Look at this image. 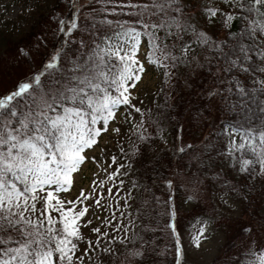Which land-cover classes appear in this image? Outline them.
I'll return each instance as SVG.
<instances>
[{"label": "snow or ice", "instance_id": "6c2138e0", "mask_svg": "<svg viewBox=\"0 0 264 264\" xmlns=\"http://www.w3.org/2000/svg\"><path fill=\"white\" fill-rule=\"evenodd\" d=\"M223 2L239 10L221 14L224 26L230 27L237 19L244 25L240 33L230 34L235 43L227 51V41L222 46L190 23L185 0H144L121 6L138 9L134 14L142 30L125 21L117 22V30L110 36L90 33L91 43L79 41L86 51L77 54L66 75L54 78L49 71L57 68L62 59V50H56L42 71L0 97V264H84L89 252L99 247L100 238L108 236L96 227L92 231L98 239L85 241L81 227L91 221L83 225L80 221L89 209L78 208L77 204L89 197L82 191L83 199L65 201L59 194L70 190L73 174L88 159L86 151L98 144L121 106L141 113L132 103L130 89L137 86L144 73V64L137 59L142 37L148 41V63L163 69L165 77H170L179 64L195 60V55H189L194 44L214 48L225 61L226 72L235 69L250 75L264 74V0ZM218 12V8L206 7L207 21L211 23ZM145 17L154 19L147 23ZM58 23L59 30L67 29L68 35L78 28L75 15ZM101 23L113 21L104 19ZM189 33L194 40L184 39ZM252 83L259 87L246 89L233 78L240 97L233 107L241 108L243 119L229 122L224 131L230 138L227 155L236 158L239 171L247 173L245 179L261 178L264 182V79L257 78ZM142 126L141 122L136 127ZM139 139L147 137L141 134ZM112 159L115 163L116 158ZM124 174L117 169L112 176ZM53 212L58 213V218ZM170 227L175 233V226ZM115 239L113 236L109 244ZM205 239V229L199 228L193 237L195 247H201ZM125 241H129L127 230L120 243ZM81 242L87 246L77 255ZM102 251L111 254L113 250L104 247ZM144 255L141 248L128 251L133 258ZM182 255L177 248L178 264ZM247 255L245 264H264V248H250ZM137 264H143V260L138 259Z\"/></svg>", "mask_w": 264, "mask_h": 264}, {"label": "trees", "instance_id": "16d2710c", "mask_svg": "<svg viewBox=\"0 0 264 264\" xmlns=\"http://www.w3.org/2000/svg\"><path fill=\"white\" fill-rule=\"evenodd\" d=\"M52 1L51 6L39 8L31 14L29 28L19 36L9 32L3 35L0 58L13 52L26 53L25 62L33 63V69L30 73L16 78L10 68L20 64L21 60L16 59L8 64L10 75L7 78L15 83L0 97L15 90L20 81L42 71L44 64L56 50H62V59L57 68L49 70L54 78L66 75L77 54L86 51L81 48L75 36L66 34L67 29L65 32L59 30L60 10L69 6L73 18L77 1ZM185 3L188 6V15L193 19L196 2L185 0ZM238 11L237 8L232 9V13ZM229 12L220 9L215 22L210 26L198 27L199 31L205 32L222 46L227 41L225 51L235 43V37L230 34L240 33L244 26L243 22L237 19L230 27H225L221 14ZM127 23L142 30L139 23ZM96 24L97 28L101 24L99 32L103 33L107 24L100 21ZM46 29L50 31L47 40L44 39ZM190 38L194 40L193 36ZM176 54L179 55L178 52ZM189 55H195V60L179 64L172 70L170 77L164 76L162 102L158 111L143 117V126L134 133L128 157L135 167L134 178L140 187L135 212L140 229L120 250L121 253H107L108 264H137L138 259H142L143 264H178L177 248L182 250L179 233L197 218H207L224 236L220 250L206 264L245 263L249 259L248 251L235 250L240 238L249 239L253 249L264 248V182L259 180L256 183V178L246 180L247 173H241L236 158L227 155L224 142L216 146L212 156L227 165L225 172L218 171L217 175H210L199 171V176L194 177L196 173L192 169L191 158L192 153L204 151L202 147L205 142L214 144L221 138L225 140L227 132L224 129L229 122L235 123L243 119L241 108L233 107L238 105L240 99L232 84L233 78L239 79L246 89H251L259 87L252 81L257 78L264 79V74L250 75L235 69L226 72L225 61L212 47L194 44V52ZM229 88H232L231 92ZM164 128H168L170 132L172 147L152 153L153 144L158 141ZM141 134L147 139L140 140ZM189 145L191 147H188ZM179 148H184L185 151L180 152ZM234 162L236 165H232ZM181 171L192 178H198L205 185L206 189L202 192L210 206L205 205L204 201L192 198V207L186 211L180 210L179 204L190 198L183 185L176 181ZM215 191L230 195L240 203V214L236 218L218 214L216 218L212 217V194ZM170 225L175 226V233ZM249 228L251 232L246 231ZM135 248H141L145 255L142 258L128 256V251Z\"/></svg>", "mask_w": 264, "mask_h": 264}, {"label": "rangeland", "instance_id": "374dc122", "mask_svg": "<svg viewBox=\"0 0 264 264\" xmlns=\"http://www.w3.org/2000/svg\"><path fill=\"white\" fill-rule=\"evenodd\" d=\"M76 1L77 7L73 16L77 17L78 28L71 35L75 36L78 41L83 39L85 43L91 41L90 33L99 32L101 24L97 28L96 22H101L102 19L113 21L112 24H107L103 31V34L109 36L117 30V22L138 23V17L134 14L138 9L131 7L122 8L121 6L144 2V0H111V2L109 0ZM186 1L196 2L195 16L191 19L190 23L197 28L204 27L205 25L210 26L218 18L219 13L209 23L205 16L206 7L229 10L230 12L235 8L225 4L223 0ZM52 4V0H0V47L3 44V35L5 33L9 32L14 36H19L29 28L31 23L30 16L35 10L49 7ZM69 10V6L62 7L59 21L62 19H72ZM153 19L154 17H145L144 21L151 23ZM94 22L96 27H93ZM46 32L47 34L44 35V39L47 40L50 31L46 29ZM190 37H192L191 33L185 36L184 39L193 40ZM148 52L147 38L142 37L140 48L137 52V59L144 64V73L141 76V80L137 82V86L134 89H130L134 97L132 103L141 109V113L135 112L134 109L128 106H121L116 113L115 120L110 122L108 131L98 138V144L86 151L85 155L88 159L81 165L80 170L73 174V184L70 190L59 194L60 198L65 201H76L78 197L83 199L80 197L82 191L89 197L83 204H77L78 208L88 207L89 209L86 216L80 221L81 225L89 220L91 221V224L87 227H81V233L85 241L90 240L95 242L98 239V234L92 231L93 228L99 227L101 233H108V236L100 238L101 243L99 247L94 248L85 257L84 264H108L106 261L107 253H104L102 249L104 247H111L113 250L112 254L121 253L120 250L128 242L120 243V241L124 240L125 230H127L130 241L140 229L139 221L135 216L136 201L139 197L140 187L134 178L135 167L131 163L128 154L133 144L134 133L139 129L136 126L141 123L143 117L151 115L153 111H158L162 102L164 89V70L148 63L146 58ZM16 59H20L21 63L10 68L13 69L14 77L20 78L30 73L33 69V63L25 62L26 56L24 53L13 52L0 58V95L9 91L11 84L15 83L14 80L7 78L10 75V69L7 68L8 64H11ZM117 128L119 132L114 131ZM224 139L222 140L221 138L214 144L205 142L202 147L203 152L196 151L191 154L192 169L196 173L194 177L199 176V171L210 175H217L218 171L225 172L227 165L212 156V152L216 150V146L221 142L226 144L228 151L230 139L228 134ZM236 139L239 142V137ZM157 140L153 144L152 153L160 149H170L172 147V138L168 128H164L161 131L160 137ZM181 147H183V144H181ZM113 157L116 158L115 163L113 162ZM121 164L125 165V167L120 168ZM232 165H236V163L234 162ZM117 169H119L120 173L125 174L112 176V173ZM120 180H123V184H120ZM259 180L262 181L261 178H256L255 182L258 183ZM176 181L183 185L191 198L179 204L180 210H189L192 207V198L204 201L205 205L210 206L207 198L204 196V192H202L206 187L198 178H192L189 174L181 171L177 175ZM96 200H99L100 203L97 204ZM212 201L214 203L212 217L214 218L217 217V214L228 218H236L240 214V203L230 195L215 191L212 194ZM52 214L58 218V213L53 212ZM199 228L205 229L207 239L203 240L201 247L197 248L194 245L193 237L197 235ZM113 236L116 239L112 240L109 244V240ZM179 236L183 253L180 258V264L208 263L218 253L224 241L221 230L215 227L207 218H197L189 222L180 231ZM86 246V243L81 242L79 244L80 251L77 252V255H80ZM250 248L252 246L249 239L240 238L235 250L249 251ZM234 264L245 263L237 262Z\"/></svg>", "mask_w": 264, "mask_h": 264}]
</instances>
